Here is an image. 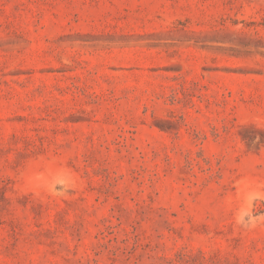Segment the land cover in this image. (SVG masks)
Listing matches in <instances>:
<instances>
[{
    "label": "rangeland",
    "instance_id": "obj_1",
    "mask_svg": "<svg viewBox=\"0 0 264 264\" xmlns=\"http://www.w3.org/2000/svg\"><path fill=\"white\" fill-rule=\"evenodd\" d=\"M0 264H264V0H0Z\"/></svg>",
    "mask_w": 264,
    "mask_h": 264
},
{
    "label": "clouds",
    "instance_id": "obj_2",
    "mask_svg": "<svg viewBox=\"0 0 264 264\" xmlns=\"http://www.w3.org/2000/svg\"><path fill=\"white\" fill-rule=\"evenodd\" d=\"M61 192H58V195H67L71 190V184L70 183H62L61 184Z\"/></svg>",
    "mask_w": 264,
    "mask_h": 264
}]
</instances>
